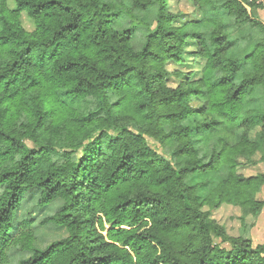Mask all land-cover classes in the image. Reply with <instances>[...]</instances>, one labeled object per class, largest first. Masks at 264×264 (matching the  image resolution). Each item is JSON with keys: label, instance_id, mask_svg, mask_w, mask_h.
Here are the masks:
<instances>
[{"label": "trees", "instance_id": "1", "mask_svg": "<svg viewBox=\"0 0 264 264\" xmlns=\"http://www.w3.org/2000/svg\"><path fill=\"white\" fill-rule=\"evenodd\" d=\"M191 2L199 13L219 3L233 26L264 32L251 0ZM13 3L0 0V264L12 249L30 254L19 264H264V244L211 214L227 203L243 221L263 207L264 173L238 166L257 150L264 161V110L246 106L264 89V38L241 61L216 17L179 23L168 0H133L131 18L158 4L135 49L134 25L115 29L121 12L99 0ZM202 20L207 38L186 28ZM243 63L252 70L237 81ZM220 169L203 197L205 184L187 182ZM33 190L42 207L62 201L45 222L67 235L43 249L32 223L14 220Z\"/></svg>", "mask_w": 264, "mask_h": 264}, {"label": "rangeland", "instance_id": "2", "mask_svg": "<svg viewBox=\"0 0 264 264\" xmlns=\"http://www.w3.org/2000/svg\"><path fill=\"white\" fill-rule=\"evenodd\" d=\"M101 4H108L114 10L121 12V16L115 24V29L124 30L130 27L132 24L135 27V35L132 41V45L135 49H141L145 36L149 29L155 26L157 19L158 4H154L146 10H133L134 18L130 17L127 11L128 7H131L133 0H99ZM255 3L256 8L254 14L257 19L264 25V4L258 3L255 0H251ZM9 6L14 7L13 0H8ZM169 10L174 12L184 13L185 17L179 20L182 23L185 20L191 19L194 15L197 18H209L216 17L221 22L228 25L227 32L229 39L232 41V46L228 50L227 55L231 58H236L241 61L244 57L250 53L255 45L264 38V32L258 25L245 24L240 27L233 26V20L227 16L224 10L217 6H206L202 9V13H199L192 6L191 0H168ZM250 12V7L246 6ZM23 26L27 29H32L33 22L28 19L26 15H23ZM188 31L201 32L205 38L208 37L212 26L206 20H202L197 25H189L186 27ZM191 65V64H190ZM195 66V63H193ZM168 68L172 69V66L167 65ZM252 67L248 63H243L241 71L238 73L237 81H240L244 74L249 73ZM246 106L249 109L264 110V89L259 87L253 89L247 95ZM258 128L252 129L249 132V137L254 138ZM148 144L155 149L158 153L168 157L163 148L158 142L151 138H146ZM29 146L31 143L27 142ZM79 155V154H78ZM262 151L257 152L250 158V160H241L238 171L243 173L245 176L255 175L258 173H264V161L260 162ZM225 170L220 169L217 172H210L202 176L188 177L187 182L202 183L204 187L198 188L197 194L201 197L205 196L210 188L215 185L220 178L224 175ZM258 200L263 202V207L259 214L255 217L248 216L245 220L241 221V210L237 206L223 203L218 208L212 211V218L215 219L219 224L226 227L227 231L232 236H238L244 234L246 238L251 240L252 246L264 244V185L260 188L256 194ZM39 191L33 190L26 194L19 209L15 213V223L19 225L23 221H30L33 226V233L36 237L35 247L39 249L45 248L49 243L57 241L66 237L67 232L64 228L55 226L50 222H45V219L55 213V211L62 205V201L55 200L48 206L42 207L38 204ZM30 254L27 252H20L17 249L9 251V261L7 264H19L21 260L26 259Z\"/></svg>", "mask_w": 264, "mask_h": 264}, {"label": "built area", "instance_id": "3", "mask_svg": "<svg viewBox=\"0 0 264 264\" xmlns=\"http://www.w3.org/2000/svg\"><path fill=\"white\" fill-rule=\"evenodd\" d=\"M255 1L258 2V3L264 4V0H255Z\"/></svg>", "mask_w": 264, "mask_h": 264}, {"label": "water", "instance_id": "4", "mask_svg": "<svg viewBox=\"0 0 264 264\" xmlns=\"http://www.w3.org/2000/svg\"><path fill=\"white\" fill-rule=\"evenodd\" d=\"M248 9V8H247Z\"/></svg>", "mask_w": 264, "mask_h": 264}]
</instances>
